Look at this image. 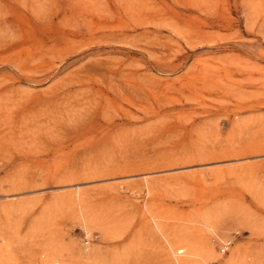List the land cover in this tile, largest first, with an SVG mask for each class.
<instances>
[{
  "label": "rangeland",
  "instance_id": "rangeland-1",
  "mask_svg": "<svg viewBox=\"0 0 264 264\" xmlns=\"http://www.w3.org/2000/svg\"><path fill=\"white\" fill-rule=\"evenodd\" d=\"M0 264H264V0H0Z\"/></svg>",
  "mask_w": 264,
  "mask_h": 264
},
{
  "label": "bare ground",
  "instance_id": "bare-ground-1",
  "mask_svg": "<svg viewBox=\"0 0 264 264\" xmlns=\"http://www.w3.org/2000/svg\"><path fill=\"white\" fill-rule=\"evenodd\" d=\"M230 240V239H229ZM225 244H229L230 242L229 241H226V242H224Z\"/></svg>",
  "mask_w": 264,
  "mask_h": 264
},
{
  "label": "built area",
  "instance_id": "built-area-1",
  "mask_svg": "<svg viewBox=\"0 0 264 264\" xmlns=\"http://www.w3.org/2000/svg\"><path fill=\"white\" fill-rule=\"evenodd\" d=\"M227 245H228V244H225V248H226Z\"/></svg>",
  "mask_w": 264,
  "mask_h": 264
}]
</instances>
